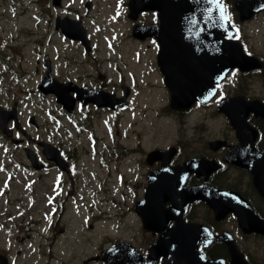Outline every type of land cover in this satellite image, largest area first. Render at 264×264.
<instances>
[{"label":"flooded vegetation","instance_id":"1","mask_svg":"<svg viewBox=\"0 0 264 264\" xmlns=\"http://www.w3.org/2000/svg\"><path fill=\"white\" fill-rule=\"evenodd\" d=\"M5 1L0 0V24L9 20L8 12L16 13L15 18L26 16L29 24L8 40L0 32V86L23 84L37 100L11 103L9 96L0 98V120L12 133L0 128V186L9 189L19 168L26 169L29 182L51 184L45 216H0V264H109L103 259L107 252L113 253L107 258L119 264H170L169 254L141 259L148 257L162 231L177 225L175 219L147 229L142 216H183L185 223H200L215 235L231 233L248 264H264V234L245 231L234 214L216 219L208 203L199 200L187 205L181 200L173 210L181 188L209 184L237 192L264 220V197L246 167L250 156L256 162L262 158L264 119L249 112L250 128L238 133L218 111L220 101L228 98L264 102V69H235L218 83L211 101L189 103V92L199 87L201 75L192 76L189 67L200 58L204 35L200 30L195 37L182 35L183 51L185 45L196 51L177 53V0H157L155 9L141 11L136 20L129 15V0ZM137 25L154 28L136 37ZM24 33L27 43L39 48L35 64L43 70L37 85L30 83L33 75L21 69L27 59L15 46ZM57 59L61 72L54 66ZM239 76L255 78L259 91L241 89ZM57 88L60 95L54 92ZM209 89L208 77L203 91ZM173 92L181 93L183 103L172 105ZM49 97L57 113L47 108L52 115L44 125L40 104ZM131 119L141 120V131L128 129ZM211 119L218 122L214 131ZM54 123L58 127L52 128ZM146 127L156 128L148 144ZM209 164L219 169L209 175ZM154 172L160 173L154 181L160 194L145 204ZM83 187L93 190L89 202ZM2 197L10 198L8 193ZM70 209L77 216H65ZM117 243L122 244L113 249ZM198 250L208 259L231 262L224 242L202 244Z\"/></svg>","mask_w":264,"mask_h":264},{"label":"water","instance_id":"2","mask_svg":"<svg viewBox=\"0 0 264 264\" xmlns=\"http://www.w3.org/2000/svg\"><path fill=\"white\" fill-rule=\"evenodd\" d=\"M156 1L157 0H130L131 9L136 12L142 9L155 8ZM177 3L178 6L181 7L179 11L175 12L177 17L174 18L178 37H182V35L184 37V23L191 28L194 27V30L197 27L196 25L199 26L197 20L193 23L195 25L187 23L185 16L192 14V12L200 13L202 16L200 17L202 20L201 25H203L204 28V44L207 45L209 43L211 46L215 45L221 52H225L224 57L221 55V61L215 64V67L219 68L220 78L234 67L242 71H251L262 67V63L259 62V60L244 53L243 47L239 41L234 39H223L221 35H219L220 32L224 33V36L233 38L236 34V31L230 24V18L225 5L222 4L220 0H177ZM235 7L239 12L241 21H246L254 14L264 10V0H237L235 2ZM221 8L224 9L223 14H221ZM141 31V28L135 29V33L139 34ZM203 52L205 53V49ZM215 57L217 60L218 56L216 55ZM209 60L211 63L214 57L209 56ZM210 69L211 71H218L217 69L214 70L212 66H210ZM44 90L46 91V89ZM52 91H54V89ZM55 93L60 95L61 89L57 88ZM201 93L202 91L192 92V94L197 97H201ZM213 94L214 91L211 92L210 96ZM221 109L232 111L234 106L225 102V104L221 105ZM251 110L259 113V115L264 118V104L262 106L252 107ZM228 115L232 123L236 126L237 120L235 116L232 115V113H228ZM261 156L262 158L258 162L255 161V156H250L252 160L246 164V167L251 169L257 188L264 196V153H262ZM176 196H178V194ZM184 199L188 202L198 199L207 200L210 206L215 210L218 219L224 218L229 212H234L238 216L239 224L243 229L258 230L264 233V221L259 220L250 205L233 192H223L207 186L196 187L185 190ZM172 218L176 220L177 226L167 233V236H165L166 238L162 242L159 241L151 248V251L154 252L156 250L158 253H170V264H221L219 260H208L204 255L198 253V245L203 243L202 241L208 240V238H210V241H225L230 246L233 255L232 263L240 264L237 255L241 253L234 242L228 238V235L223 234L221 236H214L209 230L204 231L207 230V228L200 224H184L182 216H172ZM144 219L148 224H153L154 222L161 223V221L157 220L154 216H144ZM207 234H210V237ZM167 238L168 241L166 242ZM173 240H177L176 244Z\"/></svg>","mask_w":264,"mask_h":264},{"label":"rangeland","instance_id":"3","mask_svg":"<svg viewBox=\"0 0 264 264\" xmlns=\"http://www.w3.org/2000/svg\"><path fill=\"white\" fill-rule=\"evenodd\" d=\"M8 5H13L15 3V0H7L5 1ZM16 10V8H15ZM4 13V11H2ZM20 14V12H19ZM16 13H10L8 12L7 18L9 20H3L2 24H0V32H2L3 37L5 40L11 39L12 35H16L20 33L22 30H24L26 27L25 25L29 24V19L26 18V16L21 18H15ZM18 16V15H17ZM239 31V38L243 41V43L246 46V49L252 52L253 54L260 56L261 58H264V15H260L256 18L251 19L247 23H240V21L237 19L236 24L234 25ZM109 32L114 33L115 30L113 28H109ZM23 39L19 41V44H15L17 46V52L22 51V54L26 57L27 60H31V62H27V60L23 61V65L21 69H27L30 73V75H33L32 80H30V83L33 85H37V81L40 79L43 67L40 65L38 66L35 64V59H37V53L39 52L38 46L32 44L29 45L27 41L25 40L26 33L22 34ZM53 51H51V54ZM57 58V55H56ZM60 62L57 59L55 61V69L56 71H60L59 68ZM6 83V82H5ZM240 85L242 86V89H248V88H255V90H259L261 87L260 82L254 78V79H243L240 81ZM22 90H25L24 93H22ZM27 87L23 84H17L14 86L7 85L4 86L2 83V86H0V98H3L6 100L8 97L11 103H13L14 100H25L30 101L32 98L36 97L37 95H30L27 93ZM141 102V101H140ZM26 104L24 103V107ZM41 106V113H40V120L44 123V125H47L51 120V115H47L46 109L49 108L51 113H57V108L54 105V99L53 97H49L46 100H43L40 104ZM35 109L38 110L37 106L34 105ZM39 111V110H38ZM130 123H132L131 128L136 131H141V120L138 122L136 119H131ZM218 125V122L216 120L211 119L210 120V129L211 131H214L212 129L213 127H216ZM58 127L57 123L52 124V128ZM167 131L169 128L166 129ZM156 132L155 127H146L144 133L146 134L145 139L147 144L149 143V139L153 137V134ZM73 143L74 140H71ZM20 161L23 160L22 157H18ZM91 166V164H90ZM18 175L11 183V193L10 198H4L2 195H0V216H45L46 214V196L50 192V182L49 181H36V183L29 182L27 180L28 174L24 169H21V171L18 169ZM128 176L130 177L128 171ZM115 175V173H114ZM53 176V174H52ZM103 178H106L105 175H103ZM115 179H113L114 181ZM112 181V180H111ZM111 181H108L109 185ZM133 181V179H132ZM140 181L137 180V185H135L137 189L138 195L141 194V186ZM135 182V181H134ZM95 186H98L96 184H93ZM32 189H35L36 192L32 191ZM41 189V190H40ZM52 189V186H51ZM8 191L9 189L3 188L2 191ZM82 192L86 195V200L89 202L91 198H93V190L88 189L87 187L82 188ZM133 192H131V197L133 196ZM85 197V196H84ZM102 198V197H100ZM101 199L98 198V201L100 202ZM101 204V203H99ZM132 205V204H131ZM77 209V208H76ZM76 210L72 211L71 209L67 212L65 216H77L75 215ZM82 216H87L85 214H82ZM129 216H134L133 214H130Z\"/></svg>","mask_w":264,"mask_h":264},{"label":"trees","instance_id":"4","mask_svg":"<svg viewBox=\"0 0 264 264\" xmlns=\"http://www.w3.org/2000/svg\"><path fill=\"white\" fill-rule=\"evenodd\" d=\"M233 1L234 0H224V2L226 3V6H227V10L230 13V15L232 16V18H234V13H235Z\"/></svg>","mask_w":264,"mask_h":264},{"label":"snow or ice","instance_id":"5","mask_svg":"<svg viewBox=\"0 0 264 264\" xmlns=\"http://www.w3.org/2000/svg\"><path fill=\"white\" fill-rule=\"evenodd\" d=\"M223 11H224V9H223V8H221V14H223Z\"/></svg>","mask_w":264,"mask_h":264},{"label":"bare ground","instance_id":"6","mask_svg":"<svg viewBox=\"0 0 264 264\" xmlns=\"http://www.w3.org/2000/svg\"><path fill=\"white\" fill-rule=\"evenodd\" d=\"M14 36V35H13Z\"/></svg>","mask_w":264,"mask_h":264}]
</instances>
